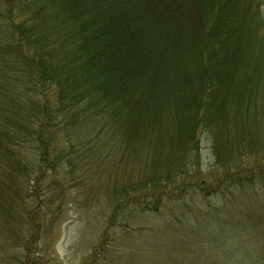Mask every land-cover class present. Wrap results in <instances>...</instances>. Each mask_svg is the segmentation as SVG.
I'll list each match as a JSON object with an SVG mask.
<instances>
[{
  "label": "trees",
  "instance_id": "1",
  "mask_svg": "<svg viewBox=\"0 0 264 264\" xmlns=\"http://www.w3.org/2000/svg\"><path fill=\"white\" fill-rule=\"evenodd\" d=\"M68 186L87 264H264V0H0L1 216Z\"/></svg>",
  "mask_w": 264,
  "mask_h": 264
},
{
  "label": "rangeland",
  "instance_id": "2",
  "mask_svg": "<svg viewBox=\"0 0 264 264\" xmlns=\"http://www.w3.org/2000/svg\"><path fill=\"white\" fill-rule=\"evenodd\" d=\"M201 155L204 172H211L215 160L205 138ZM53 193L56 195L55 191ZM65 194L66 202L59 214L48 206L42 212L34 213L28 221H19L12 215L4 219L0 213V264H21L26 262L28 253L38 258L32 264H87L89 249L102 236L101 223L107 212L98 216L99 209L90 205L85 193L76 201L81 192L74 186L72 190L70 186L66 187ZM131 226L128 234L123 235L133 242L140 240V229Z\"/></svg>",
  "mask_w": 264,
  "mask_h": 264
}]
</instances>
